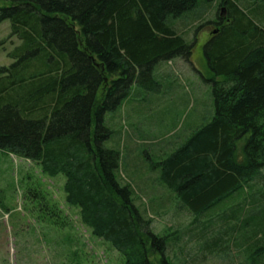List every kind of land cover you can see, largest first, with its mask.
Listing matches in <instances>:
<instances>
[{
	"label": "trees",
	"instance_id": "16d2710c",
	"mask_svg": "<svg viewBox=\"0 0 264 264\" xmlns=\"http://www.w3.org/2000/svg\"><path fill=\"white\" fill-rule=\"evenodd\" d=\"M1 3L0 24L9 21L20 44L8 54L14 62L0 68V149L37 162L49 176L64 175L66 204L126 264H176L167 251L172 235L180 238L156 234L132 186L121 180V154L105 146L113 135L105 116L125 104L134 86L159 92L160 63L192 64L195 45L169 20L199 0ZM220 8L227 17L214 23L218 29L205 46L214 73L207 80L213 118L155 166L160 184L202 227L199 250L229 253L264 241L260 225L249 224L264 223V209L249 213L264 201L251 194L264 185V29L233 0ZM224 206L215 224L211 212Z\"/></svg>",
	"mask_w": 264,
	"mask_h": 264
},
{
	"label": "rangeland",
	"instance_id": "374dc122",
	"mask_svg": "<svg viewBox=\"0 0 264 264\" xmlns=\"http://www.w3.org/2000/svg\"><path fill=\"white\" fill-rule=\"evenodd\" d=\"M233 1L248 19L264 29V0ZM222 2L199 0L193 11L170 19L176 32L188 44L195 45L192 64L182 59L160 63L155 70V78L161 85L159 92L134 86L125 104L105 116V125L113 131L105 146L121 154V180L132 186L136 204L153 220L156 234H175L180 238L173 241L172 235L173 243L167 251L176 264H262L264 261V256L262 260L257 258L264 255L260 251L264 241L249 248L231 245L229 253L199 250L197 246L201 244L196 235L202 227L194 226L195 219L160 184L155 166L160 160L159 147H180L191 128L213 118L212 85L207 80L214 73L208 65L205 46L218 29L214 23L221 15L223 20L227 17L226 9L220 8ZM19 44L11 36L10 22L0 24V68L14 62L8 54ZM65 183L64 175L49 176L37 162L0 149V264H126L124 256L110 242L94 236L81 222L79 210L66 204ZM251 194L260 199L264 185ZM262 204V207L260 203L250 206L249 213L264 209V201ZM229 205L230 208L234 205L232 200L226 204ZM227 207L212 210L215 224L216 215ZM252 223H255L252 228L260 225V233H264V223L249 222ZM247 226H243L244 230Z\"/></svg>",
	"mask_w": 264,
	"mask_h": 264
},
{
	"label": "crops",
	"instance_id": "0c3cea01",
	"mask_svg": "<svg viewBox=\"0 0 264 264\" xmlns=\"http://www.w3.org/2000/svg\"><path fill=\"white\" fill-rule=\"evenodd\" d=\"M201 126H195V127L191 128V130L187 136V139L191 133H193L197 128H199ZM177 148L173 149L172 147H168L167 145H164V146L158 148V155H159V157H165L168 154H170L171 152L175 151Z\"/></svg>",
	"mask_w": 264,
	"mask_h": 264
},
{
	"label": "water",
	"instance_id": "95a60500",
	"mask_svg": "<svg viewBox=\"0 0 264 264\" xmlns=\"http://www.w3.org/2000/svg\"><path fill=\"white\" fill-rule=\"evenodd\" d=\"M223 17V15H221Z\"/></svg>",
	"mask_w": 264,
	"mask_h": 264
},
{
	"label": "flooded vegetation",
	"instance_id": "af4514ba",
	"mask_svg": "<svg viewBox=\"0 0 264 264\" xmlns=\"http://www.w3.org/2000/svg\"><path fill=\"white\" fill-rule=\"evenodd\" d=\"M215 31H216V30H215ZM215 31H214V32H215Z\"/></svg>",
	"mask_w": 264,
	"mask_h": 264
}]
</instances>
